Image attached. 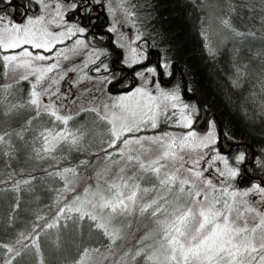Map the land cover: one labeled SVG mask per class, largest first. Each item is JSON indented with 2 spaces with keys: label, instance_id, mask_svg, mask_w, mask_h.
Masks as SVG:
<instances>
[{
  "label": "trees",
  "instance_id": "1",
  "mask_svg": "<svg viewBox=\"0 0 264 264\" xmlns=\"http://www.w3.org/2000/svg\"><path fill=\"white\" fill-rule=\"evenodd\" d=\"M119 1L144 39L142 52L156 50L167 69L176 64L177 78L162 88L176 86L181 91L185 86L186 93L195 95L206 112L212 110L219 121L224 147L233 145L225 156L229 166L241 173L242 164L250 160L252 153V162L245 165L249 176L254 177L251 183L264 180V0ZM100 2L105 9V0ZM225 20L228 25L223 23ZM86 42L91 48L102 47L90 35ZM106 43L100 73L110 81L125 74L112 68L113 55ZM1 63L0 98L7 99L0 109V135H11L0 142V245H4L0 247V264H76L84 258L85 250L91 256L87 264H143V258L132 259V253L143 246L137 240L157 226L146 216L128 217L133 221L131 228L127 226L129 220L114 223L121 238L113 242L95 226L96 221L87 215L81 219L82 211H75L76 207L82 210L84 202L93 197L96 173L105 163L101 148L107 146L110 137L107 135L102 142L43 151L41 133L45 128L36 127L39 125L34 122L39 117L32 119L33 111L19 109L3 115L9 102L25 103L28 95L24 83L14 85L7 80ZM97 67L90 72L95 75ZM126 77L118 84L121 90L128 83ZM8 85L11 87L3 88ZM182 100L195 105L197 114L200 112L195 100ZM40 118L43 123L51 121L46 115ZM169 118L163 115L157 128L144 133L179 131V127L168 124ZM28 119H32L31 124L26 123ZM212 147H217V141ZM241 153L245 159L237 163ZM116 157L113 155L106 164ZM85 160L87 167L80 164ZM68 168L75 169V173L64 172ZM89 185L92 189L85 195ZM230 188L241 189L236 180L231 181ZM77 196L81 200L74 203Z\"/></svg>",
  "mask_w": 264,
  "mask_h": 264
},
{
  "label": "snow or ice",
  "instance_id": "2",
  "mask_svg": "<svg viewBox=\"0 0 264 264\" xmlns=\"http://www.w3.org/2000/svg\"><path fill=\"white\" fill-rule=\"evenodd\" d=\"M40 2L44 3L45 8L48 7L44 0H40ZM99 2L100 0H96V3ZM61 7L62 5L57 4L55 9L60 22L64 20L63 13L60 11ZM70 7L74 13L79 10L83 15L91 11L92 0H76ZM2 19L3 17H0V20ZM84 19L91 23L87 15H84ZM60 22L52 19L48 20L47 24H55L59 28ZM223 23L228 25L229 22L225 20ZM47 24H45L44 16H36L35 18L27 17L25 22L20 24L12 22L10 26L0 27V52L9 53L2 57V60L7 62L4 64L5 68L12 72L19 68L28 70V74L22 75L21 79L27 80L29 75L35 76V82L32 84L30 98L27 102H9L8 107L3 110V115L8 116L18 112L19 109H28L35 113L32 119L42 115L51 117L50 123L53 127L45 128L41 133V138L45 143L43 151L51 152L55 151L61 143L76 146L84 136V131L81 128H76L75 131L67 128L56 130V122L66 126L69 121L73 120V116L60 114V107L63 105H57L54 100H51L52 96H56L57 99H60L61 96L67 99L69 93L60 94L59 88L50 92L52 85L58 84L59 81L49 77L48 74L59 68L58 57L62 56L67 60L69 57L65 53L75 50L58 49L57 45L64 44L66 39H71L77 34L85 33L87 28L82 23H74L66 31H51ZM237 35L243 34L237 33ZM75 45L87 47L84 41L79 39L75 40ZM17 49L20 51L17 52ZM132 51L136 52L135 49ZM142 58L133 56L132 63H139ZM35 61L53 62L37 65L34 63ZM95 70L100 71L99 67ZM145 73L156 75V68L147 67L137 72L136 75L145 77ZM7 74L6 72L5 75ZM64 75H61L59 79H63ZM46 79L50 81L47 86L44 85ZM145 79L147 82L146 77ZM38 86L40 90H37ZM72 86L74 87L75 84ZM155 86L159 88L158 83ZM8 87L11 86H3L4 89ZM159 94L164 100H179V96L175 92L169 93L161 89ZM42 96H49L50 102L43 103ZM138 97L146 98L145 102L141 103ZM6 99V97L0 98V109ZM156 99L157 97L146 92L144 88H136L133 93L118 97V104L113 105L114 108H119L118 113L112 112L110 117L108 115L101 117L111 126L107 146L101 148V151L105 153L103 159L111 160L113 155H118L121 160H125V163L118 169L115 178L105 181L106 188L99 184L102 173H96L97 185L93 195H99L100 200L98 205L93 204L92 206L94 208L98 206L101 213L107 209V216L91 212L83 213L80 207H76L75 211L81 212V219L87 215L91 220L96 221L95 226L109 235L113 242L121 238V235L120 230H109L112 217L117 215L126 218L146 216L158 226L159 231L155 236L150 232H145L137 240V244L143 246L135 249L132 259L142 257L143 264H264V211L255 207V202L247 199L250 195L259 196V203L264 205V181L251 183V186L243 192H230L228 187L218 188L211 179L204 177L203 172L207 169L201 171L197 168L200 163L199 159L192 161V167L184 169L188 173L187 176H181L183 163L180 164V167H175V162L183 161L184 158L178 155L175 149L183 151L189 147V137H194L195 133L187 134L179 144L175 139L165 141L163 136L135 135L142 130V125L150 124L152 129L158 127L157 109H160V105L155 103ZM105 107L107 108V106ZM172 107L175 108L176 104L173 103ZM85 110L97 111L95 108ZM32 119L26 120V123L31 124ZM184 119L186 121L184 126L190 127L191 119L187 117ZM16 134L19 136L20 132ZM10 135V133L0 135V142L5 140V136ZM145 141L149 146L145 145ZM208 141L215 143L211 133L192 150H195L196 147L207 148ZM118 143L119 147H117ZM133 145L137 147H133ZM151 145L158 146L161 151L156 158L145 163L142 154L150 152ZM108 149H114V152H110ZM125 150H127V154ZM216 159L223 160L227 167L226 158L218 155ZM244 159L245 157L241 153L236 157V162L242 163ZM166 161L173 162L174 170H168L169 164ZM115 163H119V161H115ZM80 164L87 167L88 161H80ZM129 165H133L137 169L131 175L125 174ZM75 171L71 168L64 169V172L75 173ZM238 171L237 168L228 167L227 175L235 177ZM141 173L146 175H141ZM219 174L225 176L223 171ZM91 189V185L86 187L85 195ZM106 193L110 195H106ZM80 200V196H77L74 203ZM72 210L71 207L68 208L69 212ZM132 224L133 221L129 220L127 226L131 228ZM48 226L52 227L53 225ZM150 239L154 243L145 244V241ZM3 246L0 245V247ZM8 251L11 252L12 248H8ZM127 255L128 253H125V256ZM90 259L89 251L85 250L84 258L77 261L76 264H87Z\"/></svg>",
  "mask_w": 264,
  "mask_h": 264
},
{
  "label": "rangeland",
  "instance_id": "3",
  "mask_svg": "<svg viewBox=\"0 0 264 264\" xmlns=\"http://www.w3.org/2000/svg\"><path fill=\"white\" fill-rule=\"evenodd\" d=\"M48 3V7L45 8L44 4H41L40 11L42 8V11L39 13L38 16H44L45 17V24H47L48 20L55 19L56 21L60 22V18L56 16V11L52 6H49L50 2ZM56 6V4H54ZM105 10H106V17L108 21L107 29L108 31L113 35V42L119 46L122 50V62L127 67L134 65L132 63V57H143L144 53L142 52L143 45H144V39L141 36L140 32L136 29L133 22L126 16L122 4L119 0H105ZM60 11L64 13V10L60 8ZM35 18V17H33ZM26 20V19H25ZM25 20L23 22H25ZM22 22V23H23ZM20 24V23H17ZM4 25H11V21L8 19V21H0V27H3ZM72 24L65 23L64 20L60 22V27L57 28L55 24H47V27L51 31H66L68 27H70ZM39 27V26H37ZM77 40V39H76ZM81 40V39H79ZM28 46V45H25ZM58 49H75L74 51H67L65 54L68 55V59L65 60L63 57H58L60 66L56 70H54L52 73H49L48 76L58 79V84L52 85L50 92L55 91L56 88H59L60 94H63L65 92H68L69 95L67 99H64L62 96L60 99H57L56 96H52L51 100H54L57 105H63L60 107V114L62 115H71L73 116V120L69 121L68 125H62L59 122H56L55 127L56 130H59L60 128H67L71 131H75L76 128H81L84 131L83 139L80 141L79 144H90L94 142H102L110 137V133L108 132V129H110V125L107 123L106 120L101 119L102 116L108 115L111 116L112 112H119V108H114L113 105L118 104V97L120 96H126L130 93H133L136 88H144L146 92L151 93L152 96L157 97L156 104L160 105V109H157L158 115H157V124L160 122V118L163 117V115L167 114L170 121L168 124H171V126H174L176 128L184 129L181 133L179 131H166L163 133H151L147 134L144 132H149L152 130L150 127V124L142 125V130L140 132L142 133H135L137 136H144V137H154V136H163L165 141H169L171 139H175L177 144H179L183 137H185L189 133H195L194 137H189L188 145L189 147H186L183 151H180L178 148L175 149V151L178 152V155L183 156L184 160L179 161L177 160L175 162V167H180V164L183 163V168L181 169L180 175L181 176H187L188 173L184 171V169L192 167V161L199 159L200 163L197 166V168L201 171L204 169H207V171L203 172V175L205 178L211 179L213 184H215L218 188H224L228 187L229 191H236V192H243L249 187L236 189V188H230L231 181L235 180L237 175L235 177H229L227 175V168L230 167L229 164H224L223 160L216 159V157L222 156L224 158L225 155L220 154L217 151V148L212 147L215 143H211L208 141V147H196L195 150H192V148L196 145H199L200 141L204 139L205 137H208L209 134H212V139L216 142V127L214 124H210L208 129L205 132H196L194 130H191L190 127L193 129V120L195 115L197 114L195 105L189 104L182 100L181 98V92L176 86L169 87L168 89H163L160 85L159 88H157L155 85L158 83L156 79V75H152L149 73H145V77L147 78V82L145 77H140L139 84L131 91V92H125L122 94L117 95H110L107 90V84H108V78L106 76H99L97 71L94 76H90L88 74V68L92 67L102 56L106 55L105 52L102 50L93 49L91 47H85L84 45H75V40L70 42H64V45L60 44V46L57 47ZM132 49H135L136 52L133 53ZM17 52L20 51V49L16 50ZM55 51V50H54ZM9 53L3 52V54H0V60L2 67H4V64L7 62H4L2 60L3 55H8ZM48 53H46L47 55ZM142 58V59H143ZM141 61V59H140ZM53 61H35L34 63L39 64H50ZM137 64V63H135ZM153 67V66H149ZM5 73L8 74L5 75L7 80L17 85L20 83H24L26 86V93L28 95V99L30 98V93L32 90V84L35 82V76L29 75L27 80L21 79L22 75L28 74V70L25 68H19L15 72L10 71L8 68H5ZM69 69H71L69 71ZM142 71V70H141ZM66 72V75L64 73ZM61 75H64L63 79H59ZM50 83L49 80H45L44 85L47 86ZM75 84L73 87L72 85ZM163 90L165 92H175L179 96V100L177 101H171V100H164L162 96H160V90ZM39 86H38V89ZM20 93V90L18 91ZM43 103H49L50 99L49 96H42L41 97ZM140 99L141 103L145 102L146 98L138 97ZM74 101V102H73ZM175 103L176 107L173 108L172 104ZM184 105H187V107H184ZM107 106V108L105 107ZM95 108L97 111H86L85 109H93ZM45 116V115H44ZM47 116V115H46ZM49 117V116H48ZM185 117L188 119H191L192 123L190 127H185L184 124L186 123ZM51 118V117H50ZM79 119V120H78ZM145 119H147L145 117ZM52 120V118H51ZM37 122V123H36ZM37 128L43 129L48 127H53L51 123H43L41 121V118L39 117L34 122ZM33 123V124H34ZM41 125V126H40ZM75 126V127H73ZM105 127H108L105 128ZM190 129V130H188ZM187 130V131H186ZM139 133V134H138ZM167 133L168 135L165 136L164 134ZM145 145L149 146L147 141H145ZM59 146H69L61 143ZM58 146V147H59ZM57 147V148H58ZM72 147V146H69ZM133 147H137L133 145ZM151 151L147 154H142V159L145 163H147L149 160L156 158V156L159 155L161 149L156 145H151ZM212 147L211 149H208ZM208 149V151H206ZM126 154H127V150ZM202 157V159H201ZM114 159V158H113ZM227 159V158H226ZM115 161H119V163H115ZM125 163V160H121L120 156L117 155V157L112 161V163L106 164V161L102 168H99V171L104 176V179L102 178L99 180V184L104 186V188L107 187L105 181L106 180H112L116 177V173L118 172V169L123 166ZM166 163L169 164L168 170H174L173 162L172 161H166ZM107 169H110V171H107ZM219 170V171H218ZM137 171L136 167L133 165H129L126 169L127 175H131L132 172ZM225 172V176H220L219 172ZM143 173H141L142 175ZM191 178V177H190ZM91 184V182H90ZM203 187V185H200ZM187 187V186H186ZM94 191L96 190L93 188ZM106 195H110L109 193H106ZM237 199H240V197H237ZM249 201H253L254 206L260 208L262 211H264V205H261L259 203L260 197L250 195L247 197ZM100 197L99 195H93L92 198H90L89 201L84 202V205L82 206V212L85 213H94L97 215L103 214L105 216L108 215V210L105 209L103 213H101L100 208L93 207V204L99 203ZM131 218H126L124 216H114L111 218L110 221V227L113 230H116L114 223H121L126 222ZM159 231L158 226L156 228L151 229L149 232L155 236V234ZM148 242V244L154 243L152 239Z\"/></svg>",
  "mask_w": 264,
  "mask_h": 264
},
{
  "label": "flooded vegetation",
  "instance_id": "4",
  "mask_svg": "<svg viewBox=\"0 0 264 264\" xmlns=\"http://www.w3.org/2000/svg\"><path fill=\"white\" fill-rule=\"evenodd\" d=\"M44 2L45 3L50 2L49 6H52L53 8L55 7L54 10L56 9V6H54V4L62 5L61 9L64 10L63 16L65 23H70V24L82 23L83 26H86L87 30L85 33L77 34V36H74L71 39H66L65 40L66 42L74 41L76 39H81L87 45L86 39L90 35V37L94 41H97L100 44V46H102L99 47L98 49L105 52V40H107L106 46L109 49V52L113 55L112 56L113 58H111V66L116 71L124 72V74L127 75L126 81L128 82L126 84V87L122 88L121 90L118 84H120L125 79V75L120 76L118 78H112L110 81H108L106 87V90L110 95L122 94L120 92H124V91L131 92L139 84L138 81H140L139 80L140 78L135 74L149 66H153L155 68L157 58H159V68L162 74V82H159L158 74L156 71V79L158 84L161 87H168L177 78V70L174 69L176 64H172L171 68L167 69L166 67H164V63L161 60L160 55L159 54L157 55V53L154 52L151 53L149 49L146 52H144V58L141 59L139 63L130 66L131 68L135 65H139L140 67H136L134 71L130 73L123 70L122 68L129 69L130 67H127L126 65L123 64L122 57L119 60L117 59L118 54L115 51L120 49H118L115 43L113 42V36L107 29L108 23L106 25V20H107L106 12L104 9V4H102L101 2L96 3V0H92L91 11L83 15L79 10H76L74 13L70 7V5L72 3H75L76 0H44ZM41 4L44 3H41L40 0H2V2H0V17H3V19L0 21H8L9 19L11 23L12 22L22 23L27 17L38 16L39 13L42 11V8L40 11ZM84 15H87L90 18L91 23H89V20L84 19ZM110 40L112 41L111 43ZM58 46H60V44H58L57 47ZM93 49H97V48L94 47ZM104 57L105 55L99 58V60L92 67L88 68V74L90 76H94V72L91 73L90 71L93 67H97V66L100 69V71H98L99 76H104L103 73H100L103 70L102 68H100V63L102 62ZM172 76L173 78L170 81V83L166 84L171 79ZM193 100H195L198 103L200 112L197 114V117L194 118L192 126L194 127L195 123H197L201 119L203 113L202 111H204L206 116L205 118H207L206 121L207 124L205 123L204 120L200 125H198L199 130L197 132H201L206 125H207L206 130L208 129L210 124H215L217 126L219 121L215 113L210 114L212 110L206 112L202 107V105H199L198 99H193ZM223 148L227 149L228 147H224L223 145Z\"/></svg>",
  "mask_w": 264,
  "mask_h": 264
},
{
  "label": "water",
  "instance_id": "5",
  "mask_svg": "<svg viewBox=\"0 0 264 264\" xmlns=\"http://www.w3.org/2000/svg\"><path fill=\"white\" fill-rule=\"evenodd\" d=\"M106 24H107V21H106ZM110 43H111V40H110ZM117 54H118V57H117V59H120L121 58V52L119 51V50H116L115 51ZM151 53H157V51H155V50H151L150 51ZM150 62V61H149ZM136 67H140L139 65H135V66H133L132 68H130V69H125V68H122L123 70H125L126 72H128V73H130V72H132ZM156 70H157V74H158V81L159 82H162V74H161V70H160V68H159V58H157V61H156ZM172 78H173V76L171 77V79L166 83V84H168L171 80H172ZM181 95H182V97L184 98V99H188V100H192V99H197V97L195 96V95H193V96H188L187 95V93H186V88H185V86L183 87V90H182V93H181ZM202 109V108H201ZM203 113H202V117H201V119L194 125V129L195 130H198V125H200L204 120H205V123L207 124V118H205L206 116H205V113H204V111H202ZM210 114H214V112L212 111V112H210ZM206 128H207V125L202 129V131H204V130H206ZM217 143H218V150L222 153V154H224V155H226V154H228L229 152H230V150H231V147H229L228 149H226V150H223V144H222V141H221V137H220V125H219V123L217 124ZM252 160H253V154L251 153V158H250V161H248L247 162V164H250L251 162H252ZM242 170H243V173L242 174H240L238 177H237V179H236V182H237V184L240 186V187H246V186H248L249 185V182H250V176L247 174V172H246V169H245V164H243L242 165ZM242 181H244V182H242ZM259 182H261V180H259Z\"/></svg>",
  "mask_w": 264,
  "mask_h": 264
},
{
  "label": "bare ground",
  "instance_id": "6",
  "mask_svg": "<svg viewBox=\"0 0 264 264\" xmlns=\"http://www.w3.org/2000/svg\"><path fill=\"white\" fill-rule=\"evenodd\" d=\"M243 144H245V145H248V143L247 142H245V143H243ZM241 144H235L234 146L235 147H238V146H240ZM229 147H231V149L233 148V145H230Z\"/></svg>",
  "mask_w": 264,
  "mask_h": 264
}]
</instances>
